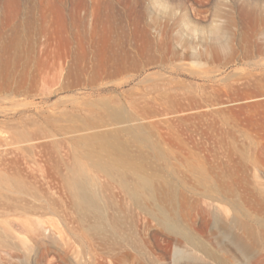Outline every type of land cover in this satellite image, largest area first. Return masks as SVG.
Here are the masks:
<instances>
[{"label": "rangeland", "instance_id": "1", "mask_svg": "<svg viewBox=\"0 0 264 264\" xmlns=\"http://www.w3.org/2000/svg\"><path fill=\"white\" fill-rule=\"evenodd\" d=\"M0 264H264V0H0Z\"/></svg>", "mask_w": 264, "mask_h": 264}, {"label": "bare ground", "instance_id": "2", "mask_svg": "<svg viewBox=\"0 0 264 264\" xmlns=\"http://www.w3.org/2000/svg\"><path fill=\"white\" fill-rule=\"evenodd\" d=\"M62 7H63V11L65 10V6L63 5L62 3ZM62 9V8H61ZM84 27V26H83ZM75 32V38H77L78 42H80V44H91L90 42H92V39L93 37H90L88 36V31L85 28L82 29V19L80 20V26L79 28H76V30H74ZM74 38V39H75ZM134 132V131H133ZM141 133V132H139ZM138 133V134H139ZM135 134V133H134ZM108 135V134H107ZM144 135V134H143ZM138 137V136H137ZM135 137V139L137 138ZM142 137V136H140ZM145 137V136H144ZM105 140H107V145H109L110 147H113L115 145V142L117 141L115 139V136L114 135H110V136H104L103 137ZM87 140V139H86ZM145 140V139H144ZM120 146V145H119ZM116 147V146H115ZM116 149V148H115ZM118 150V149H116ZM123 152V151H122ZM121 154V153H119ZM123 154V153H122ZM105 167V166H104ZM107 169V168H106ZM79 175V174H78ZM139 175V174H138ZM77 176V175H76ZM75 176V177H76ZM140 176V175H139ZM142 178V176L140 177ZM139 179V178H138ZM137 180V179H136ZM135 182V181H134ZM136 183H138L136 181ZM144 183H147V181L143 180V185ZM149 183V182H148ZM138 185H141V184H138ZM148 185V184H147ZM72 188L75 190L76 192V195H77V199L78 201L80 202V205L83 206V209H87L89 211H95L96 213H98V215H101V207L98 205V202H97V195L95 192H92L91 190L88 189V186L86 184V182L80 178H75L73 181H72ZM140 187V186H138ZM137 187V188H138ZM146 185L144 186V190L147 188H145ZM134 187L132 186V189ZM136 190V188H135ZM141 189L139 188V190H136V191H140ZM135 191V192H136ZM148 191V190H147ZM131 193V191H130ZM137 193V192H136ZM142 193V192H141ZM140 193V194H141ZM131 194H135V193H131ZM134 196V195H133ZM136 197L137 194H135ZM134 196V197H135ZM141 197V196H140ZM158 217H159V220L160 222L166 226V228H169L170 230H172L173 232H177V233H181V230L178 228V225L173 221V218L170 217V215L168 216L165 212L163 211H160L159 214H158ZM168 229V230H169ZM185 237V236H184ZM190 241V240H189Z\"/></svg>", "mask_w": 264, "mask_h": 264}]
</instances>
